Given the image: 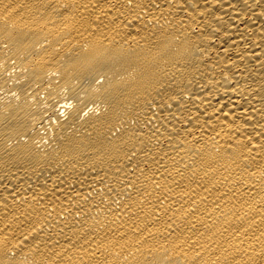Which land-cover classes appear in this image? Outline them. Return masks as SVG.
<instances>
[{"label": "bare ground", "instance_id": "6f19581e", "mask_svg": "<svg viewBox=\"0 0 264 264\" xmlns=\"http://www.w3.org/2000/svg\"><path fill=\"white\" fill-rule=\"evenodd\" d=\"M0 264H264V0H0Z\"/></svg>", "mask_w": 264, "mask_h": 264}]
</instances>
